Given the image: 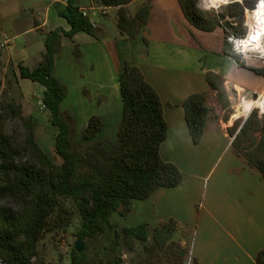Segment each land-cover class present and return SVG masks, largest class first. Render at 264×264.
Returning <instances> with one entry per match:
<instances>
[{"label": "trees", "instance_id": "obj_1", "mask_svg": "<svg viewBox=\"0 0 264 264\" xmlns=\"http://www.w3.org/2000/svg\"><path fill=\"white\" fill-rule=\"evenodd\" d=\"M222 8L219 14L202 10L200 0H179L186 19L197 29L213 32L223 28L229 51L227 57L238 56L228 41L230 33L242 36L245 8H253L256 0H242ZM97 7L117 9V27L123 36L139 38L147 27L151 5L142 6L135 16L129 5L133 0H93ZM80 0H59L58 16L67 21L70 30L58 28L45 39L41 62L31 69L19 65L22 79L44 86L43 104L50 112L52 126L58 131L55 153L60 162L46 154L36 141L33 122L25 119L13 106L0 113V201H12L16 208L0 205V261L5 264H45L39 258V245L46 234L65 231L73 223L75 204L81 216L76 233L85 243L82 253L74 249L70 264H124V254H110L106 259L89 254L90 245L109 230L115 231L114 247L133 253L140 242L145 253L138 264H186L190 251L174 237L179 224L174 219L154 230L149 224L116 230L111 222L114 214L127 217L135 212V201L149 199L157 190L174 189L186 180L180 168L163 160L161 147L169 136L164 107L156 89L146 80L142 70L125 63L119 75L123 102L122 121L115 140H98L104 129L100 115L90 118L84 139L92 142L86 152L74 142L75 123L62 109L68 97L67 86L56 76L57 58L63 50V39L72 41L75 58L82 59L74 38L85 33L101 40L99 28L81 12ZM39 26H37L38 28ZM241 67L264 76V67L242 62ZM206 80L219 92L223 110L231 113L228 91L222 77L208 73ZM87 93V91L85 90ZM209 93H195L182 104L194 145H199L209 128L214 108ZM19 117L25 129L23 141H16L5 131L10 119ZM230 130L234 153L259 172L264 179V114L254 110L241 131ZM264 252L260 254V260Z\"/></svg>", "mask_w": 264, "mask_h": 264}, {"label": "crops", "instance_id": "obj_2", "mask_svg": "<svg viewBox=\"0 0 264 264\" xmlns=\"http://www.w3.org/2000/svg\"><path fill=\"white\" fill-rule=\"evenodd\" d=\"M58 1L53 0L51 6ZM80 2L81 9L88 8L84 0ZM146 4L152 7L150 20L137 39L120 33L117 16L96 24L101 40L85 33L74 38L83 51L79 69H83L86 97L95 94L107 100L88 123L92 116L100 115L104 130L109 126L118 133L123 109L118 116L113 99L122 100L119 75L127 62L138 66L163 103L169 136L161 147V156L176 164L186 180L177 188L160 189L147 200L135 201L134 213L151 226V221L160 226L174 219L179 224L175 236L184 247L189 245L187 235L192 234L187 264H264V258L260 260L264 252V179L234 153L235 137L230 135L237 125L236 136L253 112L264 92V76L237 66L225 55L230 49L224 29H197L186 19L179 0H133L131 14L138 12H134V5L139 10ZM110 10L117 11L107 8V14ZM39 24V28L51 25L48 32L70 30L57 12L55 16L46 13ZM253 65L259 66L256 62ZM58 67L57 58L56 76ZM92 72L94 81H90ZM208 73L222 77L231 113L223 110L219 92L210 88ZM204 92L209 93L208 102L215 111L201 143L194 145L182 104L189 96Z\"/></svg>", "mask_w": 264, "mask_h": 264}, {"label": "rangeland", "instance_id": "obj_3", "mask_svg": "<svg viewBox=\"0 0 264 264\" xmlns=\"http://www.w3.org/2000/svg\"><path fill=\"white\" fill-rule=\"evenodd\" d=\"M84 1L88 7L86 8L88 15L95 24L107 23L109 18L117 16L116 10L109 11L110 17H107L109 13L102 15L100 12H97L94 16L93 12L90 11L92 6L93 8L95 7L94 4L90 0ZM52 2L53 0H0V113L10 105L20 113L22 118L31 119L35 138L41 149L54 161L60 162L54 148L58 131L52 126L51 114L43 104L45 88L39 83L22 79L19 69L21 64L34 69L43 58L46 48L45 39L50 33L48 31L52 26L40 28H37V26H40L39 23L44 21L46 13L49 12L55 16L57 9L55 6H51ZM222 4L224 2L200 0L199 7L204 11L219 14L222 8L227 6L222 7ZM136 7L137 5H134V12L136 10L139 11ZM215 8H218L219 11ZM63 42L65 43V48L63 46V50L58 56L59 73L57 72V76L67 86L68 97L62 105V109L66 114L71 115L74 120V142L76 147L86 152L92 143L84 139L88 119L95 112L102 110L107 100L95 94L93 96L87 94L86 97L85 86L82 84L83 69H79L82 65V59L78 61L75 58L74 48L69 39L64 38ZM80 51L83 58L81 48ZM243 61L252 64L256 62L260 67H264V62L258 60L244 59ZM71 67L74 74L71 71ZM90 77L92 79L90 81H94V77H96L94 72L90 74ZM113 105L118 111V116H120L123 109L121 97L114 98ZM247 105L252 107L251 104ZM5 131L16 141L21 142L24 139L25 129L19 117L10 119L6 123ZM116 137V128L112 129L107 126L98 136V140H115ZM206 187L207 184L203 186L202 193L205 192ZM201 197H203V194ZM0 205L8 206L11 209L16 208L12 201H0ZM70 206L74 211L72 225L65 231L46 234L39 245V258L45 264H70L71 254L78 242L76 233L81 226V216L75 204L70 202ZM195 208L196 211L200 209L199 206H195ZM111 222L115 225L116 230L119 231L122 228L138 227L141 224H145L146 220L133 212L127 217L114 214ZM151 223L154 226L149 225L150 240H152L154 230L159 227L153 221ZM192 237V234L187 235L188 249L191 248ZM114 238L115 231L109 230L105 235L99 236L97 242L90 245L88 253L98 255L103 259L108 258L110 254L122 253L125 259L124 264H138L140 257L146 254L144 246L140 242L137 243V250L133 253L125 252L123 246L113 250ZM174 240L179 241L176 236Z\"/></svg>", "mask_w": 264, "mask_h": 264}, {"label": "built area", "instance_id": "obj_4", "mask_svg": "<svg viewBox=\"0 0 264 264\" xmlns=\"http://www.w3.org/2000/svg\"><path fill=\"white\" fill-rule=\"evenodd\" d=\"M236 2L243 3L242 0H229L227 3L222 4V7ZM263 2L264 0H256L253 8H245L244 26L246 28V33L244 35L236 36L230 33L228 36V41L234 53L243 60H258L264 62V15L258 14L259 7ZM215 9L219 11L218 8ZM90 11L93 13L100 12L102 15L107 14V8L94 7ZM81 12L89 17L86 9H81ZM254 110H258L260 113L264 114V92L257 98L253 108V111Z\"/></svg>", "mask_w": 264, "mask_h": 264}, {"label": "water", "instance_id": "obj_5", "mask_svg": "<svg viewBox=\"0 0 264 264\" xmlns=\"http://www.w3.org/2000/svg\"><path fill=\"white\" fill-rule=\"evenodd\" d=\"M230 59L237 65V66H240L243 62V59L239 56H231ZM84 248H85V243L84 242H81V241H78L76 243V251L78 253H82L84 251ZM0 264H5L4 262L0 261Z\"/></svg>", "mask_w": 264, "mask_h": 264}, {"label": "bare ground", "instance_id": "obj_6", "mask_svg": "<svg viewBox=\"0 0 264 264\" xmlns=\"http://www.w3.org/2000/svg\"><path fill=\"white\" fill-rule=\"evenodd\" d=\"M213 1H216V2H224V3H227L229 0H213ZM227 1V2H226ZM258 14L260 15H264V2L262 3V5L259 7V10H258Z\"/></svg>", "mask_w": 264, "mask_h": 264}]
</instances>
